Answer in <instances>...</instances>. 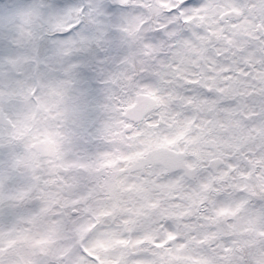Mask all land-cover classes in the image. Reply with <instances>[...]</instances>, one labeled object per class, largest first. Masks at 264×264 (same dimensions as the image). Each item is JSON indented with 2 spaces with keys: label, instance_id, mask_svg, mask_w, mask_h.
Segmentation results:
<instances>
[{
  "label": "clouds",
  "instance_id": "obj_1",
  "mask_svg": "<svg viewBox=\"0 0 264 264\" xmlns=\"http://www.w3.org/2000/svg\"><path fill=\"white\" fill-rule=\"evenodd\" d=\"M183 3L0 0V264L81 241L133 264L140 247L117 241L145 234L172 264L225 235L233 264H264V0Z\"/></svg>",
  "mask_w": 264,
  "mask_h": 264
},
{
  "label": "snow or ice",
  "instance_id": "obj_2",
  "mask_svg": "<svg viewBox=\"0 0 264 264\" xmlns=\"http://www.w3.org/2000/svg\"><path fill=\"white\" fill-rule=\"evenodd\" d=\"M198 2V0H184V3L180 5L181 8L186 5ZM238 10V9H236ZM11 21H0V23H10ZM71 30H69L70 32ZM69 33L59 34L61 37L68 36ZM10 53L7 49L0 50V56H8ZM90 71V70H89ZM85 79L89 84H91V78L85 73ZM195 90L191 83L186 86L185 94L187 96H191L192 91ZM91 91V89H90ZM203 92V90H200ZM204 95H210V93L203 92ZM256 97L255 91L252 92V98ZM10 102L8 98L4 96L2 92H0V104ZM103 107V106H101ZM196 123L197 127H200L199 121L189 120V123ZM87 130L85 131L83 128L80 130V145L85 151H90L93 148L99 149L100 145L97 143V136L95 131L93 130L94 126H86ZM9 146H5L4 151L8 150ZM245 155H250V151L245 153ZM241 159L244 157L241 156ZM228 168L236 167V158L230 157L227 160ZM247 174V173H243ZM208 187V185H205ZM256 203H260L259 200H256ZM154 206V205H149ZM111 210H109L110 212ZM109 212H103L99 215H108ZM137 217L146 216L147 213L140 212L139 209L136 210ZM125 224H132L133 226L136 223V217H128L123 221ZM92 227V225H89ZM161 229L166 231L168 242L178 241L177 247L183 248L185 246L184 242L180 240L179 237L175 235V233L171 230V221L164 220L161 221ZM129 232L133 231V227H129ZM231 238L227 235L221 238L220 241H208L207 237L201 243H205V246L210 249L209 255L204 259L203 264H233L230 247ZM117 243L124 245H137L140 247V252L137 254V257L133 260V264H172L170 259L171 250L163 251L167 247L166 243L161 240H155L151 235L145 234L136 239H120ZM77 253H79L77 255ZM149 253H151V258H149ZM52 264H107L105 258L98 255L95 251L92 250L89 246H87L83 241L79 245H76L74 249H66L61 252L59 256H57ZM111 264H123L121 258H117L116 260L111 261ZM240 264H247V261H241Z\"/></svg>",
  "mask_w": 264,
  "mask_h": 264
}]
</instances>
